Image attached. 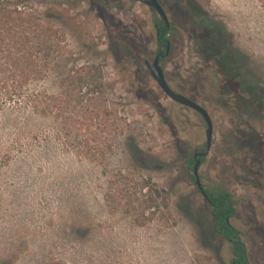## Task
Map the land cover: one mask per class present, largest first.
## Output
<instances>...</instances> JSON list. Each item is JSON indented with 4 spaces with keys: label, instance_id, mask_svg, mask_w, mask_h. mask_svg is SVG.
<instances>
[{
    "label": "rangeland",
    "instance_id": "1",
    "mask_svg": "<svg viewBox=\"0 0 264 264\" xmlns=\"http://www.w3.org/2000/svg\"><path fill=\"white\" fill-rule=\"evenodd\" d=\"M26 1L56 18L59 32L46 41L64 50L47 53L58 59L50 70L21 79L16 52L0 42V264H230L185 165L205 142V123L171 102L144 66L157 49V15L134 0ZM160 4L173 29L166 82L212 122L201 185L233 196L231 224L249 264H264V119L237 108L231 67L196 45L206 15L264 84V10L258 0ZM81 68L86 85L75 79ZM86 88L97 90L96 102L82 99ZM102 109L106 117L97 116ZM129 137L151 157L142 166Z\"/></svg>",
    "mask_w": 264,
    "mask_h": 264
},
{
    "label": "trees",
    "instance_id": "2",
    "mask_svg": "<svg viewBox=\"0 0 264 264\" xmlns=\"http://www.w3.org/2000/svg\"><path fill=\"white\" fill-rule=\"evenodd\" d=\"M258 2L264 10V0H258ZM27 4L26 0H0V42L7 41V43H11V45H6L7 43L2 45L16 52L14 59H16V63L20 67L21 79L23 77L28 78L31 75L41 76L40 74H44L45 71L50 70V66H54L58 59L46 61L47 53L52 50V53H57L58 57V54L64 50L58 41L50 44H47L46 41V33L52 32L57 34L59 32V29L54 26L56 18L48 15L47 11L38 12L37 15L36 12L29 9ZM56 11L54 10L53 12ZM35 16L40 20L43 19L44 22H48L49 28L43 30L40 25L35 23L37 19ZM201 20L203 22L200 24V32L196 42L197 47L199 44L201 45L204 51L203 54H206L207 60L214 58L215 61L219 62V60L222 61L223 59L231 67L233 76L229 82L234 81L237 86L241 87V93L235 99V103L238 105L237 108L245 112L256 111L260 114L261 119H264V84L254 78L247 70L246 62L240 60L242 56L231 48V39L225 32L224 27L206 15L201 17ZM158 28L157 48L159 52L164 53L173 29H169L162 24ZM31 34H34V36L37 34V40L33 43H31ZM40 37L41 39H39ZM74 75L79 84H83L88 77L85 69L82 68L76 71ZM84 84L86 85L87 82ZM96 91L85 89L82 99H85L87 94L92 95L88 97L90 99L85 100V103L96 102L98 100V97H96L97 99H91L94 97L93 94ZM9 95L12 97L15 94L10 92ZM32 102L35 109L40 107L41 101L39 98H34ZM97 116L106 117L107 109H102V111L98 112ZM122 126L117 125L116 129H123ZM128 139V149L131 159L137 165L142 166L146 158L150 159L151 157L139 148L132 137ZM190 164L191 154L185 160L188 170ZM191 180L193 181L192 177ZM203 190L207 197V207L213 219V231L230 247V264H249L241 232L231 224V219L236 213L233 196L221 187L212 189L203 188Z\"/></svg>",
    "mask_w": 264,
    "mask_h": 264
},
{
    "label": "water",
    "instance_id": "3",
    "mask_svg": "<svg viewBox=\"0 0 264 264\" xmlns=\"http://www.w3.org/2000/svg\"><path fill=\"white\" fill-rule=\"evenodd\" d=\"M143 3L148 8L155 11L156 14L159 16V18L161 19V21L166 26H168L167 17L165 15L163 9L161 8L158 0H144ZM168 53H169V45L166 46L163 54L159 53L154 57L151 65L147 64L148 68L150 69L151 77L153 78V80L155 81L156 85L161 90V92L170 101H172L173 103H175L177 105H180L182 107H185V108H188V109L195 111L203 119V121L205 123V127H206V129H205V139H206L205 151L203 153L196 154V156H198L199 158L205 157L209 152L211 140H212V129L213 128H212L211 119H210L207 111L202 106H200L199 104L195 103L194 101L188 99L187 97H185L181 94L175 93L174 91H172L170 89V87L166 83L159 61H160V59L166 57L168 55ZM199 165H200V161L197 160L194 163V165L192 166V175L194 178V184H195V187L197 188V190L204 197V199H207V197L204 193L203 187L200 183V179H199V175H198Z\"/></svg>",
    "mask_w": 264,
    "mask_h": 264
},
{
    "label": "flooded vegetation",
    "instance_id": "4",
    "mask_svg": "<svg viewBox=\"0 0 264 264\" xmlns=\"http://www.w3.org/2000/svg\"><path fill=\"white\" fill-rule=\"evenodd\" d=\"M134 1H137V2H140V3H143V1L144 0H134ZM158 2H159V4H160V0H158ZM144 4V3H143ZM146 6V5H145ZM160 6H161V4H160ZM147 7V6H146ZM148 8V7H147ZM161 8H162V6H161ZM151 12H153L154 14H156V12L155 11H153V10H151L150 8H148ZM163 9V8H162ZM157 15V14H156ZM157 19H156V21H155V23H154V28H155V39H156V46H157V39H158V35H159V25L160 24H162V25H165L162 21H161V19L159 18V16L157 15ZM166 26V25H165ZM167 28H172V25L168 22V26H166ZM167 45H169V48H170V42L167 44ZM166 45V46H167ZM161 50H163V48H161ZM165 51V50H164ZM169 51H170V49H169ZM159 53H161V52H159L158 51V48L156 49V51H155V56L157 55V54H159ZM161 54H163V53H161ZM168 55H169V53H168ZM167 55V56H168ZM154 56V57H155ZM166 56V57H167ZM166 57H164V58H162V59H160V61H159V63H160V66H161V63L165 60V58ZM147 64H149L147 61H145L144 62V66H145V68L147 69V71L149 72V75H150V77H151V74H150V69L148 68V65ZM152 64V63H151ZM151 64H149V65H151ZM163 71V70H162ZM164 74V73H163ZM152 78V77H151ZM165 78V77H164ZM153 79V78H152ZM165 81H166V79H165ZM167 83V82H166ZM171 89V88H170ZM176 93V92H175ZM179 94V93H178ZM172 102V101H171ZM175 104V103H174ZM180 106V105H179ZM201 106V105H200ZM203 107V106H202ZM204 108V107H203ZM188 109V108H187ZM205 109V108H204ZM188 110H190V111H193V110H191V109H188ZM193 112H195V111H193ZM196 113V112H195ZM197 114V113H196ZM198 115V114H197ZM200 116V115H199ZM203 120V119H202ZM204 122V121H203ZM212 131H213V129H212ZM205 142H206V139H205ZM205 142H204V144H203V146L202 147H200V148H198V149H196V150H194L193 152H192V154H191V164H190V168H189V170H191V172H192V166L194 165V163L198 160V161H200V165L203 163V161H204V159L208 156V154H209V152H208V154L205 156V157H201V158H199L198 156H196V154H200V153H203L204 151H205ZM211 142H212V140H211ZM210 147H211V145H210ZM209 151H210V149H209ZM200 165H199V167H200ZM199 169V168H198ZM259 176V175H258ZM192 178H193V175L191 176ZM199 179H200V177H199ZM193 183H194V178H193ZM200 183H201V181H200ZM195 185V184H194ZM197 189V188H196ZM200 193V192H199ZM201 195V194H200ZM202 196V195H201ZM203 197V196H202ZM204 198V197H203ZM205 201H206V199H204Z\"/></svg>",
    "mask_w": 264,
    "mask_h": 264
}]
</instances>
